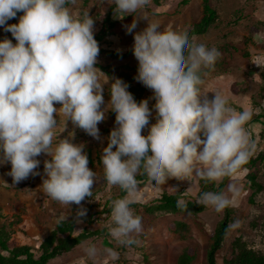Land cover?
<instances>
[{"label":"clouds","instance_id":"9594fccd","mask_svg":"<svg viewBox=\"0 0 264 264\" xmlns=\"http://www.w3.org/2000/svg\"><path fill=\"white\" fill-rule=\"evenodd\" d=\"M80 2L0 0V27L16 41L0 40V165L10 163L8 175L19 183L39 174L37 157L46 154L43 192L66 208L80 205L93 194L96 172L88 167L84 144L73 143L74 131L64 138L60 134L71 121L99 140L98 124L106 112H114L115 127L100 162L107 184L125 195L109 196L107 230L117 245L139 247L144 222L132 205L170 178H234L256 149L245 127L253 111L236 110L220 90L207 99L203 85L221 57L218 49L187 34L161 30L147 15L150 0H107L115 5L116 18L134 15L147 21L134 33L132 52L138 61L135 79L152 90L155 103L151 109L147 99L138 103L126 82L95 66L100 50L94 18L88 9L73 11ZM21 12L18 23H7ZM136 27L134 19L126 31L133 33ZM153 109L155 123H150ZM238 194L233 181L226 191L202 192L198 203L219 212ZM178 207L186 209L183 200ZM77 215L85 216L86 210L81 207ZM83 252L93 264L119 259L113 248L101 253L94 244L85 243Z\"/></svg>","mask_w":264,"mask_h":264},{"label":"rangeland","instance_id":"374dc122","mask_svg":"<svg viewBox=\"0 0 264 264\" xmlns=\"http://www.w3.org/2000/svg\"><path fill=\"white\" fill-rule=\"evenodd\" d=\"M181 0H161L159 7L155 6L153 1L147 5V15L150 20L158 21L161 30H172L179 32L184 25H189L195 18L200 16L202 9V0H189V4L183 6L178 4ZM210 5L217 10L218 21L206 34L195 37L198 43H203L209 48L215 47L221 53L223 65L215 66L208 71L205 77L203 91L207 99L214 98L211 91L220 90L228 97L230 105L236 110L251 109L252 118L264 111V0H209ZM109 4L107 0H81L79 6L74 8V12H80L88 9L89 15L94 18V35L104 30L103 22L108 12ZM178 14V15H176ZM115 19V17H113ZM137 20V27L133 33L126 31V26L133 20ZM116 20V19H115ZM113 30H109V35L103 44L109 48L121 52L132 51L134 43V33L142 31L147 26V21L134 15H127L123 19L117 18ZM7 23L12 24L11 20ZM8 38L13 39L10 32H5L0 27V40ZM13 41V40H12ZM102 44V45H103ZM101 47V43H98ZM235 47L237 51L231 49ZM224 48V50H223ZM247 54V56L243 55ZM99 53L97 58H100ZM103 64L115 68L121 65H128L132 71L128 72L133 76L134 82L145 88L144 99L148 100L150 109L155 103L152 99V90L146 88L138 82L137 75L138 61L133 54H130L125 60L115 61L106 56L97 59V64ZM117 78V77H113ZM105 104L110 100L108 86H105L103 92ZM205 97H201L203 101ZM103 107V106H102ZM153 118L150 123H155V110L152 113ZM252 118L245 125L250 138L256 145L253 158L264 155V135L259 125L250 124ZM115 127V113L108 111L105 114V120L98 124L101 139L97 140L89 136L84 130L75 127L71 121L67 122L66 130L60 134V138L68 135V132L75 133L73 143H83L84 151L90 150L93 158L101 157L103 148L107 146V138L110 131ZM147 134V129L142 132ZM262 135V136H261ZM115 150V149H114ZM43 155V156H42ZM42 156V157H41ZM39 161L50 159L46 154H41ZM264 157V156H263ZM38 177H44V163H40ZM88 167L96 172V181L93 189L99 188V193L90 202H81L80 205L72 204L69 208L62 206L59 202L52 200L47 196L41 187L42 183L36 181L33 176L31 183H24L16 186L15 197H8L2 205L8 214H3L0 218V225L7 229L15 226L22 218L20 214L26 212L27 216L23 221L28 220L24 225H19L15 236L16 242L20 245H28L38 248L41 239L48 235L54 225L67 219L71 215L74 206L79 208H88L91 213L100 212L102 204L108 201L109 196H113L117 187L108 185L104 187L100 182L103 173L102 163H95ZM254 173L257 182L264 187V165L256 163ZM247 170H240L234 178H230L223 189L226 191L230 182H235L239 188V194L234 198V203L230 205L232 211L230 229L227 233L222 249L217 254V263L222 264V259L229 256L231 243L236 238H241L248 247L256 249L264 255V190L253 197L250 201L252 191L249 183L245 179ZM199 178L193 177L189 180H178L170 178L163 185L155 190L144 193L142 200L138 204L149 203L159 197V194L166 192L174 194L183 191L185 194L197 199L199 192ZM43 182V181H42ZM219 183V182H216ZM25 194V195H24ZM21 196H25L21 199ZM94 206L88 207V204ZM97 206V207H96ZM99 206V207H98ZM25 210V212H24ZM15 214V215H14ZM18 214V215H16ZM225 210L215 211L212 207H206L205 211L198 216H189L183 214H163L147 216L143 212L140 217L144 222V231L137 237L142 241L141 246L124 247L112 242L111 239H102L90 241L87 244H94L103 252L105 248H113L119 253V259L110 264H178L180 255L186 249H192L195 257L191 264H207L206 253L209 246L210 235L216 225L223 220ZM64 217V219H61ZM102 218H107L103 215ZM110 220H102V223L108 225ZM172 222H182L186 224L187 231L184 233H172L168 225ZM23 223V222H22ZM36 228L37 233L32 235L28 227ZM79 231L85 229L81 224H77ZM100 225H95V228ZM84 245V244H83ZM83 245L77 247L71 253L65 254L50 264H93L92 260L86 259L83 252Z\"/></svg>","mask_w":264,"mask_h":264},{"label":"trees","instance_id":"16d2710c","mask_svg":"<svg viewBox=\"0 0 264 264\" xmlns=\"http://www.w3.org/2000/svg\"><path fill=\"white\" fill-rule=\"evenodd\" d=\"M152 1L155 6L159 7L161 5V0ZM178 4L186 6L189 4V0H181ZM114 7L115 5H111L108 9L103 22L104 30L99 34L94 35V38L98 43H101L109 35V30L111 31L115 28L116 20L113 19ZM22 14V12L18 13L16 18L11 19V23L14 24L17 22V19H19V16ZM218 19L219 17L217 10L210 5L209 0H202L200 16L193 20L189 25L185 24L183 29L179 32L182 34H187L192 38L202 36L217 23ZM231 49L237 51V49L233 46ZM99 53L116 60H121L127 56V53L122 54L112 50H100ZM243 55L247 56V54H244V52ZM218 65H223L222 58L217 60L215 66ZM98 67L110 77H118L126 82L129 85L128 91L132 93L138 103L143 100L145 88L140 84L135 83L133 76L130 73L124 72L122 70L124 68H114L109 70L108 67ZM125 69L129 71L131 68L126 67ZM251 124L259 125L261 127L260 133L264 135V111L261 112V114L254 116L249 125ZM251 140L253 141L252 137ZM85 153L87 154L88 163L90 165L100 163L99 157L93 158L90 154V150ZM263 156V154L256 158L251 156L248 162L241 169L248 171L245 179L248 181L250 190L252 191L250 201H252L255 195L260 194L264 190V187L257 182V177L254 173L257 162L264 165ZM102 177H104V174H102ZM140 179L143 180L144 178ZM229 179L230 178H226L219 183L207 182L200 179L197 199L185 194L181 190L174 194L162 192L159 194L157 199L145 204H133L132 208L134 213L138 216H140L143 212L147 216L183 214L195 217L202 214L206 209V206L198 203L201 193L204 191H223ZM100 182L104 187H107L105 179H100ZM98 191L99 188L96 190L92 189V196L86 197L83 202L87 203L92 201V199L99 193ZM114 192V195L111 197L112 199L121 198L125 195V193L118 187L116 190H114ZM179 200L184 201L186 209L182 210L180 207H178ZM88 207L93 208L95 205L91 206L89 203ZM101 207L102 210L95 213H91L88 208H83L86 210V215L80 217L77 215L80 208L74 206L71 210V215L67 219L58 221L54 225L52 231L41 239L38 248L28 245H18L12 239V228L7 229L5 226H0V264H50L53 260L65 254L71 253L77 247L82 246L85 243L102 239H111V237L108 235L107 225L102 223V220H107L110 217V200L104 202ZM224 210L225 215L223 220H221L216 225L215 229L210 235L209 246L206 253L207 264H218L216 259L217 254L222 249L223 243L230 229L229 227L231 223L232 211L229 206ZM103 215H106L107 218H102ZM78 223H81L85 229L79 231L77 226ZM95 225H100V227L95 228ZM13 226H15V224ZM168 228L172 233H184L187 231L186 224L182 222H172L168 225ZM111 241L116 243L112 239ZM194 257V250L186 249L180 255L178 264H191ZM222 264H264V255L258 252L256 249L248 247V244L245 243L241 238H236L231 243L229 256L222 259Z\"/></svg>","mask_w":264,"mask_h":264},{"label":"crops","instance_id":"0c3cea01","mask_svg":"<svg viewBox=\"0 0 264 264\" xmlns=\"http://www.w3.org/2000/svg\"><path fill=\"white\" fill-rule=\"evenodd\" d=\"M110 7V6H109ZM158 7V6H157ZM109 9V8H108ZM113 17H115V15H114V13H113ZM198 18V17H197ZM197 18H195V19H197ZM115 19L117 20V18L115 17ZM18 20L19 19H17V22H15V23H18ZM118 24V21H117V23L115 24V26ZM107 38V37H106ZM106 38L101 42V47H99V50H112V49H109V48H105V44H103L104 43V41L106 40ZM13 40V43H16V41L14 40V38L12 39ZM103 44V45H102ZM112 51H115V52H117V53H122V54H126L127 53V56L125 57V58H123V59H121V60H125L130 54H133V52L132 51H130V52H121V51H116V50H112ZM103 56H106V55H104V54H101V57H103ZM100 57V58H101ZM106 57H108V56H106ZM100 58H97V59H100ZM109 59H111V60H115V61H121V60H116V59H112V58H110V57H108ZM96 67H98V66H103V67H108L109 68V70L110 69H114V68H111L110 66H106V65H103V64H96L95 65ZM126 67H129L128 65H121V66H118V67H115V68H124V69H122L124 72H130V71H132V68L131 67H129V68H131L129 71L128 70H126L125 68ZM99 68V67H98ZM100 69V68H99ZM101 70V69H100ZM55 107H57V108H59L60 107V105L59 104H57V105H55ZM43 154V153H42ZM41 156V155H40ZM40 156H38L37 157V159H39V157ZM43 156V155H42ZM41 156V157H42ZM44 160H46L45 159V156H44ZM44 160H41L40 161V163H44ZM40 165V164H39ZM38 169H40V167L38 166V168L35 170L36 172H38L37 170ZM10 170H11V164L10 163H5V164H2V165H0V218H2V216H3V214H8L7 213V211H5V207H4V205H2L3 203V201L4 200H7L8 199V197H11V198H16L15 197V193H16V190H15V188H16V186L18 187L19 185H21V184H24V183H31L32 181H30L29 182V180L30 179H32L33 178V176L34 177H36L37 179H36V181L37 180H41L40 181V183H42V181H43V179H45L43 176L40 178V177H38L37 175H29V177L27 178V179H25V180H23V181H21V182H19V183H14L13 182V179H12V177L10 176V175H8V173L10 172ZM25 195V194H24ZM7 198V199H6ZM21 199H24L25 198V196H21L20 197ZM24 212H25V210H24ZM15 215V214H14ZM16 215H18V214H16ZM20 218H22L21 219V221H19L18 223H17V225L16 226H13V224H12V231H13V235H12V239L16 242V239H15V236H16V234H17V232H18V228H19V225L20 226H22V224H23V227H25L24 225H27V224H25L28 220H25V221H23V217H26L27 216V214H26V212L24 213V214H20ZM1 221V220H0ZM23 222V223H22ZM1 224V223H0ZM0 226H2V225H0ZM28 230H29V232L32 234V235H34L35 236V234L37 233V230H36V228L35 227H33V226H30V227H28ZM17 243V242H16ZM18 244V243H17ZM18 245H20V244H18Z\"/></svg>","mask_w":264,"mask_h":264}]
</instances>
